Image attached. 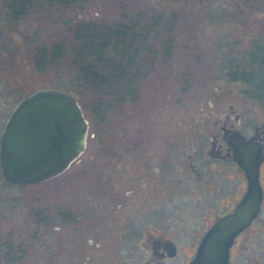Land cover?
<instances>
[{
    "label": "rangeland",
    "instance_id": "obj_1",
    "mask_svg": "<svg viewBox=\"0 0 264 264\" xmlns=\"http://www.w3.org/2000/svg\"><path fill=\"white\" fill-rule=\"evenodd\" d=\"M5 3L0 0V129L13 106L31 90L48 86L69 91L66 75L35 74L32 61L35 48L58 35L64 21L111 22L125 12H145L143 22L159 16L161 25L149 33L156 36L146 45L152 48V54L143 55L154 66L138 81L133 102L112 104L106 97L99 106L90 103V93L82 95L90 126L86 150L79 161L42 183L13 185L0 177V264H5L1 257L5 245L22 253L14 264H99V258L104 264H113L119 257L142 254L136 242H115L125 232L115 229L112 222L107 226L108 215L97 225L99 242H87L93 237L89 231L97 230L94 227L84 231L83 242H73L74 230H63L61 212L67 207H81L77 199L81 196L83 207L96 211L100 206L95 192L100 184L108 185L106 179L111 174L107 170L112 167L107 150L100 147L106 149L116 143L121 146L117 148H124L129 142H143L140 133L145 130L143 136L147 143L152 142V150L171 143L172 133L179 146L186 149L187 139L192 137L191 125L204 118V113L229 102L264 121V108L244 96L243 84L224 80L221 75L224 59L240 57L252 38L264 36V0H84L69 7L33 6L12 22L2 13ZM164 41L171 43L170 50H162ZM92 105L94 115L88 111ZM125 164L126 171L136 166ZM120 185L127 188L122 182ZM191 217L182 219L189 223ZM177 219H164L161 224H175Z\"/></svg>",
    "mask_w": 264,
    "mask_h": 264
},
{
    "label": "flooded vegetation",
    "instance_id": "obj_2",
    "mask_svg": "<svg viewBox=\"0 0 264 264\" xmlns=\"http://www.w3.org/2000/svg\"><path fill=\"white\" fill-rule=\"evenodd\" d=\"M195 122L189 128L192 137L187 139L186 149L179 146L172 133L171 143L166 147L159 144L152 150V142L147 143L143 136L145 130L140 133L143 142H129L124 148H117L121 146L116 143L106 149L100 147L107 150L112 165L107 170L111 174L106 179L108 185L97 186L96 198L93 197L101 200L100 206L96 211L83 207L81 196L77 197L81 207H67L61 212L63 230H74L73 242H83L88 227L97 230L89 231L93 237H88L87 242H99L97 225L108 215L106 225L112 222L115 229L125 232L115 242H136L142 253L119 257L113 264H189L202 237L216 221L234 212L247 191L246 172L233 159L235 152L241 153L246 147L248 155L258 160L261 197L256 214L231 241L227 264H264V121L229 102L221 109L204 113V118ZM120 162H124L123 166ZM125 163L136 166L126 171ZM121 182L127 186L125 190ZM191 215L189 223H185L182 218ZM163 218L177 221L161 224ZM98 262L104 264L101 258Z\"/></svg>",
    "mask_w": 264,
    "mask_h": 264
},
{
    "label": "trees",
    "instance_id": "obj_3",
    "mask_svg": "<svg viewBox=\"0 0 264 264\" xmlns=\"http://www.w3.org/2000/svg\"><path fill=\"white\" fill-rule=\"evenodd\" d=\"M84 0H10L5 11L6 21L21 19L33 6L51 4L69 7ZM145 12L135 15L125 12L119 19L106 22L95 20L64 21V29L48 43L39 45L32 54L35 74L47 72L66 75L67 86L83 102L82 95L90 93L91 102H133L137 98L136 85L146 70L154 64L149 44L150 32L160 27L159 16L143 22ZM168 30L167 27H165ZM164 41L162 50H170ZM145 59H143L144 57ZM221 75L224 80L240 81L245 97L257 101L264 108V36L252 38L240 57L223 60ZM82 106V104H81ZM85 106V104H84ZM83 108V107H82ZM84 110V109H83ZM88 111L94 115L93 105ZM103 117V115H102ZM5 264L21 259V252L5 245L1 252Z\"/></svg>",
    "mask_w": 264,
    "mask_h": 264
},
{
    "label": "water",
    "instance_id": "obj_4",
    "mask_svg": "<svg viewBox=\"0 0 264 264\" xmlns=\"http://www.w3.org/2000/svg\"><path fill=\"white\" fill-rule=\"evenodd\" d=\"M89 126L71 91L48 86L31 90L13 106L2 127L1 179L28 185L59 176L86 150ZM241 151L233 159L246 172L247 191L234 212L216 221L202 237L189 264H227L231 241L258 210V160L248 155L246 147Z\"/></svg>",
    "mask_w": 264,
    "mask_h": 264
}]
</instances>
